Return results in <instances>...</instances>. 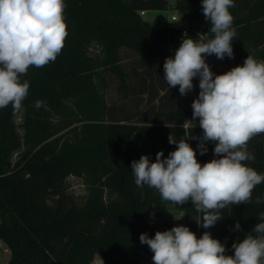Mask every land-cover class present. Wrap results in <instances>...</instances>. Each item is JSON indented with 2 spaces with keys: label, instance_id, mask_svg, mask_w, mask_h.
Here are the masks:
<instances>
[{
  "label": "trees",
  "instance_id": "trees-1",
  "mask_svg": "<svg viewBox=\"0 0 264 264\" xmlns=\"http://www.w3.org/2000/svg\"><path fill=\"white\" fill-rule=\"evenodd\" d=\"M229 9L236 36L233 58L210 55L214 75L242 66L248 55L264 60V0H233ZM68 36L54 62L30 66L21 80L29 82L24 134L20 135L12 105L0 109V241L11 251L7 264H92L100 254L106 264H154L153 253L140 242L146 233L186 226L200 238L205 231L234 255L233 243L242 241L260 222L264 182L252 192V202L229 205L222 219L204 229L202 213L192 201H165L155 188L137 187L131 163L146 155L155 162L174 151L169 135L179 141L190 133L202 137L200 126H187L193 110L181 103L179 87L168 86L164 62L173 57L182 39L199 40L209 32L202 0H65ZM173 5L187 22V36L177 24L154 27L142 12L167 10ZM185 35V36H184ZM210 35V33H209ZM136 59L131 70L124 59ZM108 73L120 85L121 104L107 98ZM36 101L42 106L34 107ZM199 119V118H196ZM198 162L219 158L215 142L188 139ZM254 160L247 166L264 174V134L248 142ZM21 149L13 163V153ZM71 177L81 178L87 195L81 203L68 196ZM172 204L182 222L160 217L156 206ZM239 222L240 230H235Z\"/></svg>",
  "mask_w": 264,
  "mask_h": 264
},
{
  "label": "clouds",
  "instance_id": "clouds-1",
  "mask_svg": "<svg viewBox=\"0 0 264 264\" xmlns=\"http://www.w3.org/2000/svg\"><path fill=\"white\" fill-rule=\"evenodd\" d=\"M232 7L233 0H202L209 32L199 40L182 39L174 58H166L163 65L168 86H179L182 96L193 90V78L199 76V95L191 107L202 137L188 133L178 141L170 134L169 143L177 147L167 158L160 151L155 162L142 155L131 163L137 187L155 188L163 200L179 205L191 200L202 213V222H196L204 229L222 219L225 207L252 202L254 188L264 182V174L243 163L255 159L248 142L264 134V60L249 54L242 66L219 75L205 60L213 54L221 60L233 58ZM65 8V0H0V109L11 104L19 111L29 91V82L21 77L30 66L42 68L61 53L68 36ZM41 106L36 101L34 107ZM188 139L200 140L201 155L208 151L205 141L215 142L219 158L201 165ZM255 203L264 204V196ZM258 219L264 221V212ZM240 228L237 222L235 230ZM252 233L256 235L233 243L234 255H226L224 244L210 232L197 238L183 225L157 231L154 238L141 234L140 242L149 246L154 264H264V222Z\"/></svg>",
  "mask_w": 264,
  "mask_h": 264
},
{
  "label": "rangeland",
  "instance_id": "rangeland-1",
  "mask_svg": "<svg viewBox=\"0 0 264 264\" xmlns=\"http://www.w3.org/2000/svg\"><path fill=\"white\" fill-rule=\"evenodd\" d=\"M173 5H170L167 10H151L146 11L142 14V18L148 22H150L154 27H160L164 25L165 23L173 24L171 20L172 14H174V9L172 7ZM137 63L136 59L131 58L130 59H124L123 64L124 67L127 70H131V64L135 65ZM108 79H109V85L107 88V98L108 100L113 104H121L122 95L120 94V85L117 80V78L112 75L111 73H108ZM188 94V93H187ZM186 95H184L185 97ZM198 98L196 95H192L190 97L184 98V107L192 109L191 105L194 99ZM118 104V105H119ZM193 110V109H192ZM25 117V110L21 109L15 116L14 120L17 125V130L20 135H23L25 130L23 126ZM188 126L189 125H195L196 120L192 121V117H188ZM21 149L15 151L12 156V162L14 163L19 158V153ZM68 196L75 202L81 203L85 200V197L87 195V187L83 183V180L81 178H75L71 177L69 180V188L67 190ZM167 217L172 218L176 222H182L184 219L183 213L181 210L172 205L169 204L165 207L156 206L153 211L152 220L156 221L160 217ZM11 258V251L7 247V245H0V264H7ZM92 264H106L104 262L103 257L100 254H96L95 258L92 262Z\"/></svg>",
  "mask_w": 264,
  "mask_h": 264
},
{
  "label": "crops",
  "instance_id": "crops-1",
  "mask_svg": "<svg viewBox=\"0 0 264 264\" xmlns=\"http://www.w3.org/2000/svg\"><path fill=\"white\" fill-rule=\"evenodd\" d=\"M145 13H146V11H145ZM180 46V45H179ZM179 46L175 49V51H174V56H175V52H176V50L179 48ZM205 60H206V63L209 65V67H210V65H211V62H210V55H207V56H205ZM199 76H197V77H194L193 78V90L192 91H190V92H188V94L184 97V96H182L181 94H180V97H181V103H182V105H183V107L185 106L184 105V98H187V97H190V96H192L193 94L194 95H196V96H198L199 95V91H200V88H199ZM179 87V86H178ZM184 108H186V107H184ZM186 109H190V108H186ZM192 110V109H191ZM196 124H195V126H199V119H196ZM187 126H188V120H187ZM0 245H6L5 243H3L2 241H0Z\"/></svg>",
  "mask_w": 264,
  "mask_h": 264
},
{
  "label": "built area",
  "instance_id": "built-area-1",
  "mask_svg": "<svg viewBox=\"0 0 264 264\" xmlns=\"http://www.w3.org/2000/svg\"><path fill=\"white\" fill-rule=\"evenodd\" d=\"M170 4L175 3L177 0H168ZM144 12H142L143 14ZM171 20L173 24H177L178 26H180V28L182 29L183 33L186 34L187 33V29H188V24L187 22L181 20L179 14L177 12H175L174 14H172L171 16Z\"/></svg>",
  "mask_w": 264,
  "mask_h": 264
}]
</instances>
